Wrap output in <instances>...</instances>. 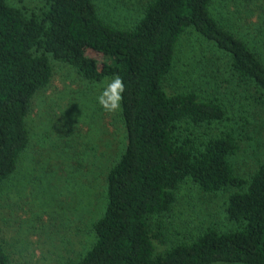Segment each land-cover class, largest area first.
I'll use <instances>...</instances> for the list:
<instances>
[{"label": "trees", "instance_id": "trees-1", "mask_svg": "<svg viewBox=\"0 0 264 264\" xmlns=\"http://www.w3.org/2000/svg\"><path fill=\"white\" fill-rule=\"evenodd\" d=\"M214 1L148 0L123 29L104 21L93 0H41L29 13L0 0V187L18 168L29 142L31 99L49 84L55 63L89 83L118 75L125 86L119 108L125 144L106 170L103 206L88 226L92 243L59 264H264V160L238 173L241 127L224 125L231 119L222 102L163 87L177 41L193 30L229 56L237 81L256 89L264 111V61L217 22ZM87 51L102 55L100 66ZM186 180L225 193L223 211L233 227L200 229L157 253L158 217ZM11 255L0 235V264H13Z\"/></svg>", "mask_w": 264, "mask_h": 264}, {"label": "rangeland", "instance_id": "rangeland-1", "mask_svg": "<svg viewBox=\"0 0 264 264\" xmlns=\"http://www.w3.org/2000/svg\"><path fill=\"white\" fill-rule=\"evenodd\" d=\"M7 1L27 13L42 4L41 0ZM93 1L104 21L127 29L148 0ZM210 11L264 61V0H215ZM87 55L100 66L101 54L87 51ZM111 79L89 83L68 66L55 63L49 84L33 95L26 118L28 145L16 172L0 187V235L13 264L76 260L92 243L88 226L103 206L105 173L125 144L119 109L106 112L97 101ZM163 87L167 93L194 92L202 99L215 97L222 102L231 119L224 125L241 127L234 157L238 173L247 175L264 160V111L254 98L256 89L237 81L229 56L212 41L193 30L184 32ZM224 194L204 192L186 180L170 211L158 217L160 239L152 219L155 251L163 252L209 226L233 227L223 211ZM30 226H37L36 231L27 233Z\"/></svg>", "mask_w": 264, "mask_h": 264}, {"label": "clouds", "instance_id": "clouds-1", "mask_svg": "<svg viewBox=\"0 0 264 264\" xmlns=\"http://www.w3.org/2000/svg\"><path fill=\"white\" fill-rule=\"evenodd\" d=\"M124 91L123 79L116 75L103 87L97 97V101L106 112H116L120 108Z\"/></svg>", "mask_w": 264, "mask_h": 264}]
</instances>
